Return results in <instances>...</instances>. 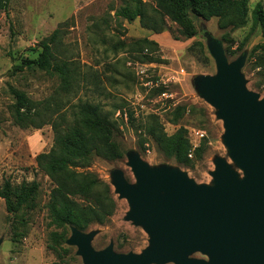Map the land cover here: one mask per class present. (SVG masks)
Returning a JSON list of instances; mask_svg holds the SVG:
<instances>
[{
	"label": "rangeland",
	"instance_id": "1",
	"mask_svg": "<svg viewBox=\"0 0 264 264\" xmlns=\"http://www.w3.org/2000/svg\"><path fill=\"white\" fill-rule=\"evenodd\" d=\"M124 1L11 0L7 10H0V190L6 180L14 187L39 184L34 208L18 217L7 211L0 198V264H85L78 247L68 244L73 227L59 228L52 222L48 203L56 185L37 162L38 155L53 147V128L19 127L12 113L13 90L68 115L79 101L90 100L99 103L115 123L114 141L123 157H95L87 169L109 185L116 203L114 215L105 224L82 231L93 236L91 245L97 251L113 244L117 253L142 254L150 246L148 233L129 219L131 206L115 187L119 174L136 186L132 159H141L152 171H181L198 186H214L212 174L219 160L244 177L225 142L219 110L204 98L199 82L217 73L209 44L218 42L229 62L245 59L241 74L246 88L264 99V79L259 75L261 69H256L258 53L254 51L264 43V36L253 19L256 4L262 1L264 5V0H249L247 25L234 31L221 30L217 18L191 17L197 31L192 38H186L182 27L169 17L161 33L144 28L139 18L117 17ZM57 29L61 39L54 47L55 56L76 62L80 70L79 85L70 94L61 89L56 73L26 63L38 58L41 42ZM142 40L153 44L138 43ZM179 105L187 111L176 124ZM155 119L168 137L183 127L192 148L204 142L189 165L159 150L146 131ZM193 129L205 136L199 140ZM190 257L207 259L199 252Z\"/></svg>",
	"mask_w": 264,
	"mask_h": 264
},
{
	"label": "water",
	"instance_id": "2",
	"mask_svg": "<svg viewBox=\"0 0 264 264\" xmlns=\"http://www.w3.org/2000/svg\"><path fill=\"white\" fill-rule=\"evenodd\" d=\"M209 45L217 73L203 77L200 89L219 110L225 142L244 177L219 160L214 186H198L181 171H152L132 159L136 186L119 174L115 187L150 246L142 254L117 253L113 244L97 251L93 236L73 227L68 244L78 247L85 264H264V99L246 88L245 59L229 62L220 43ZM197 252L207 259L190 257Z\"/></svg>",
	"mask_w": 264,
	"mask_h": 264
},
{
	"label": "trees",
	"instance_id": "3",
	"mask_svg": "<svg viewBox=\"0 0 264 264\" xmlns=\"http://www.w3.org/2000/svg\"><path fill=\"white\" fill-rule=\"evenodd\" d=\"M125 0L124 6L116 12L117 17L128 21L140 19L144 28L161 33L166 30V17L182 27L186 38L197 35L191 17L204 20L218 19L223 31H234L247 25L249 0ZM11 0H0V10H7ZM253 19L262 29L264 36V5L259 1L253 10ZM228 40L227 36H224ZM60 29L41 42V52L37 59L27 61L31 68L56 73L61 79V89L70 94L79 85L80 70L74 61L58 59L54 47L60 41ZM230 41V40H228ZM138 43L153 44L148 40ZM156 45V44H155ZM256 69L264 79V43L254 50ZM15 104L12 113L15 123L23 129H42L51 125L54 144L48 153L37 156V162L55 183L48 203L52 222L59 228L75 227L86 231L93 224H105L114 215L116 203L109 185L94 172L87 170L95 157L119 160L123 157L120 147L114 141L117 133L115 123L105 113L99 103L90 100L79 101L70 115L55 112L47 102L33 101L24 92L13 90ZM187 111L186 106L176 107L177 124ZM148 135L160 151L178 162L189 165L194 158L191 141L185 139V129L181 127L172 137L164 132L155 119L146 126ZM201 146L194 150L199 154ZM39 189L37 182L14 187L6 180L0 190V198L5 200L7 211L19 216L25 209L34 208V198ZM19 221V220H18ZM22 222V221H21Z\"/></svg>",
	"mask_w": 264,
	"mask_h": 264
},
{
	"label": "built area",
	"instance_id": "4",
	"mask_svg": "<svg viewBox=\"0 0 264 264\" xmlns=\"http://www.w3.org/2000/svg\"><path fill=\"white\" fill-rule=\"evenodd\" d=\"M193 133L196 135V137L199 140L202 139L205 136L204 132L201 131V130H195V129H193ZM193 146H194V148H193V150L189 154V157L190 158H193L194 157V149L196 148L197 144H193Z\"/></svg>",
	"mask_w": 264,
	"mask_h": 264
}]
</instances>
